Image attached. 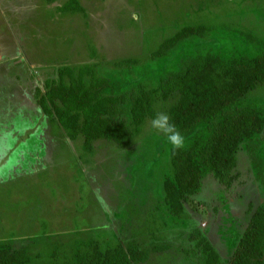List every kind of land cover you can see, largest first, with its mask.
Masks as SVG:
<instances>
[{"label": "rangeland", "instance_id": "obj_1", "mask_svg": "<svg viewBox=\"0 0 264 264\" xmlns=\"http://www.w3.org/2000/svg\"><path fill=\"white\" fill-rule=\"evenodd\" d=\"M67 1L0 0V247L27 248L33 264H66L77 240L101 249L135 242L148 252L164 247L145 264H204L189 241L199 228L228 263L249 206L264 202V130L239 150L233 186L208 175L177 218L163 187L172 145L152 119L128 148L99 141L85 153L83 139H68L35 95L63 64H97L130 92L140 83L157 86L200 54L254 57L264 48V0H78L85 13L59 12ZM200 24L213 27L205 39L149 59L177 30ZM126 58L140 63L110 65ZM246 102L264 117V87ZM156 104L157 112L170 106ZM206 137L202 131L184 146Z\"/></svg>", "mask_w": 264, "mask_h": 264}, {"label": "trees", "instance_id": "obj_2", "mask_svg": "<svg viewBox=\"0 0 264 264\" xmlns=\"http://www.w3.org/2000/svg\"><path fill=\"white\" fill-rule=\"evenodd\" d=\"M59 12H83L80 1L68 0ZM213 27L186 25L164 40L149 59L166 58L188 40L205 39ZM131 70L136 58L110 62ZM97 64H63L57 76L47 79L44 92L37 89L36 104L50 122L58 124L71 141L82 138V150L93 152L99 141L128 148L142 133L156 111L158 99L170 103L167 113L185 140L205 131V139L193 140L181 149L171 148V176L164 182L166 203L173 216L181 218L185 205L197 196L208 175L230 189L236 179L237 154L246 141L263 133L262 111L246 102L264 87V48L250 57L225 59L220 54H200L170 72L157 86L138 84L130 92L119 82L102 76ZM249 223L226 263L207 235L195 228L189 241L193 254L204 256V264H264V202L248 208ZM139 243L101 249L94 240H77L66 264H145L152 252ZM192 253V252H191ZM0 264H33L27 248L0 247Z\"/></svg>", "mask_w": 264, "mask_h": 264}, {"label": "clouds", "instance_id": "obj_3", "mask_svg": "<svg viewBox=\"0 0 264 264\" xmlns=\"http://www.w3.org/2000/svg\"><path fill=\"white\" fill-rule=\"evenodd\" d=\"M150 123L153 129L164 134L173 148L181 149L184 147L185 138L176 125L171 122V117L167 112H157Z\"/></svg>", "mask_w": 264, "mask_h": 264}]
</instances>
